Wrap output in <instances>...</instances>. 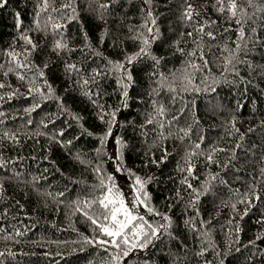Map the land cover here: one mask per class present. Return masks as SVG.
I'll return each mask as SVG.
<instances>
[{
	"label": "trees",
	"instance_id": "1",
	"mask_svg": "<svg viewBox=\"0 0 264 264\" xmlns=\"http://www.w3.org/2000/svg\"><path fill=\"white\" fill-rule=\"evenodd\" d=\"M236 3L0 7V264H264V0ZM105 196L171 225L117 261Z\"/></svg>",
	"mask_w": 264,
	"mask_h": 264
},
{
	"label": "snow or ice",
	"instance_id": "2",
	"mask_svg": "<svg viewBox=\"0 0 264 264\" xmlns=\"http://www.w3.org/2000/svg\"><path fill=\"white\" fill-rule=\"evenodd\" d=\"M7 3V0H0V7H4V5ZM46 3V0H45ZM217 4L220 5L219 11L224 12L227 10L233 18L237 15V8L238 5L236 3V0H229V3L227 5H224L223 0H217ZM101 7H106L102 5ZM243 11V10H241ZM150 15V13H149ZM193 16V11L191 5L188 6V9L185 12V17L187 19H191ZM237 24H240L241 21L237 20ZM152 23L154 24L155 21L153 20ZM203 27L199 29L200 32H203ZM153 29L149 28V33H152ZM191 35V33H189ZM211 35V33H209ZM241 39H243V31L241 30L240 33ZM28 43H31L30 40L27 41ZM149 44V41L146 39L144 40V45L147 46ZM66 45L60 43L59 41L56 44V48H64ZM239 47V45H238ZM145 54L147 55V47H142L140 49V53L137 55ZM133 57L128 58V62L131 63ZM155 59V57L153 58ZM235 59V57H232L228 60V63L231 64L232 60ZM159 61L157 60V63ZM74 67V66H69ZM118 67L123 68V65H118ZM125 71H127L125 69ZM43 75V73H41ZM23 79V77H21ZM132 77L131 75L127 76V80L131 81ZM87 83V82H85ZM0 87H3V85H0ZM127 85H125V88ZM128 93L127 91L124 92V96L127 97ZM114 117V113L112 114ZM111 132V127H109V134ZM106 138V137H105ZM208 159L211 161V156L208 157ZM189 174H191L192 169H188ZM108 179L111 181L113 180L112 176H109ZM136 185H138L136 197H135V204L133 205V209L135 208L136 204L143 205L145 204V201L148 199L147 193H143V199H141V192L144 188V182L141 181L140 177H136ZM191 187V185H189ZM108 193H112L113 189L108 188ZM256 199H259L257 196ZM107 201V203L105 202ZM243 202V201H241ZM100 204L105 208L108 209L109 205H113V208L111 209V225L112 227L109 228L106 225H100L102 233L108 237H111V241H104L99 240L97 243L99 244H107L110 243L112 247L116 249H120V252L117 254L115 259L119 261L122 257L127 258L136 250L137 248L143 249L146 248L149 244L152 243L154 239H158L161 231L167 230V227L171 225V220L168 216H163L162 220L167 221V224H161L159 227L154 226L151 222L145 220L144 216L142 215H133V209H130L123 199V197H119L118 199H110L109 196H105L103 200L100 201ZM119 205L116 207V205ZM233 208H235V205H233ZM147 211L149 213H153L154 210L150 207L147 208ZM247 210L245 211L246 214ZM122 214V218H118V216ZM159 215L158 213H156ZM87 215V213H85ZM89 219H92V217H89ZM105 220L108 219L107 216L104 217ZM92 223L96 224L97 220L92 219Z\"/></svg>",
	"mask_w": 264,
	"mask_h": 264
},
{
	"label": "rangeland",
	"instance_id": "3",
	"mask_svg": "<svg viewBox=\"0 0 264 264\" xmlns=\"http://www.w3.org/2000/svg\"><path fill=\"white\" fill-rule=\"evenodd\" d=\"M129 208H130V206L133 204V200H129V202H127V203H125ZM135 208H136V206H135ZM122 215V214H121Z\"/></svg>",
	"mask_w": 264,
	"mask_h": 264
}]
</instances>
